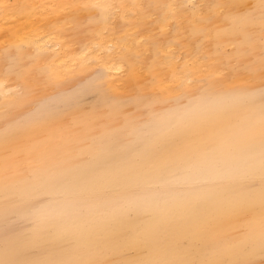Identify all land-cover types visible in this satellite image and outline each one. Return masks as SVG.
<instances>
[{"label":"bare ground","instance_id":"bare-ground-1","mask_svg":"<svg viewBox=\"0 0 264 264\" xmlns=\"http://www.w3.org/2000/svg\"><path fill=\"white\" fill-rule=\"evenodd\" d=\"M186 1L0 0V223L50 204L35 231L43 256L6 242L0 261L264 255L260 0Z\"/></svg>","mask_w":264,"mask_h":264},{"label":"rangeland","instance_id":"rangeland-1","mask_svg":"<svg viewBox=\"0 0 264 264\" xmlns=\"http://www.w3.org/2000/svg\"><path fill=\"white\" fill-rule=\"evenodd\" d=\"M199 0H187L186 7L189 9L195 8L198 4ZM190 2V3H189ZM225 54L229 55L233 50V46H225L223 47ZM231 69L236 68L235 62L230 61ZM249 71H247L248 73ZM225 76V74H223ZM222 76V78H223ZM91 78V74H87L84 83ZM236 78V77H235ZM206 81L202 80L201 83L204 84ZM73 87V86H70ZM20 86L14 85L12 88V92L16 95H20ZM98 94L90 88L85 91V95L83 98L82 104L86 109H88L92 103L98 100ZM167 104V103H166ZM62 107V102L58 103V108ZM13 111V107L8 105L6 107V112L11 113ZM23 115L19 116V122L24 117ZM3 123L2 121L0 122ZM181 170H178L177 175L180 174ZM156 185H152V189H155ZM17 191L12 194V198L14 200L18 199ZM47 197L42 199V202H46ZM24 207L16 210L13 209L10 212L11 214H7V216L0 223V248L6 242L19 244V247L22 249L23 254L28 259H34L39 256H43V252L50 248L49 242H44L42 244L37 243L35 238V231L42 228V220L39 216V211L41 209L48 208L50 206L49 203H40L38 201H32L31 203L23 205ZM22 212H18L21 211ZM145 216L148 218L151 217V213H145ZM69 246V245H68ZM251 264H264V255L258 257L257 260L251 261Z\"/></svg>","mask_w":264,"mask_h":264},{"label":"snow or ice","instance_id":"snow-or-ice-1","mask_svg":"<svg viewBox=\"0 0 264 264\" xmlns=\"http://www.w3.org/2000/svg\"><path fill=\"white\" fill-rule=\"evenodd\" d=\"M262 13V19H264V0H260L259 5ZM260 159H261V203L262 209H264V97H262V117L260 122ZM262 237H264V211H262ZM0 264H13V262L0 261ZM217 264H228V262H217Z\"/></svg>","mask_w":264,"mask_h":264}]
</instances>
